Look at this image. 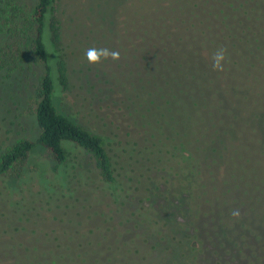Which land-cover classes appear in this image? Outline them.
Wrapping results in <instances>:
<instances>
[{"label": "rangeland", "instance_id": "obj_1", "mask_svg": "<svg viewBox=\"0 0 264 264\" xmlns=\"http://www.w3.org/2000/svg\"><path fill=\"white\" fill-rule=\"evenodd\" d=\"M28 1L33 4L35 0ZM126 4L128 0H56L57 13L64 25L62 56L56 57L67 62L70 81L69 87L64 89L54 65V99L59 111L112 139L118 130L116 126L124 131L122 139L128 137V103L131 111L145 112L146 119L153 122L154 126L146 132L142 128L146 138L143 153L128 148L118 150L120 192H130L135 203L133 210L149 204L144 178L153 171L171 167L172 152L177 147L182 149L183 139L188 144L193 134L203 138L209 134L208 129L212 128L209 121L219 118L222 110L226 113L225 121L234 122L243 132L238 149L229 156L226 173L231 177L234 174L245 176L254 186L260 185L264 179V150L259 149L257 138L245 129V121L250 113L264 108V86L260 87L257 79L238 82V78L239 72H257L264 77V62L259 64L258 71L252 70L255 53L264 46V19L260 20L263 11L248 13L240 9L234 13L233 20L231 17L216 18L217 25L209 20L200 22L191 10L176 22L166 21L164 14L169 13L160 8L154 22L148 23L139 20L137 14L129 13L128 5L123 10ZM184 7L187 10L186 6H179L177 10L183 11ZM147 8L149 5L142 11ZM134 19L139 20L147 40L137 43L140 49L130 53L128 66V57L123 58V54L128 52L125 48L133 44L128 40V27H133ZM252 22L254 26L249 25ZM212 26L215 28L211 29ZM206 37L210 42L215 41L216 51L225 49L228 59V53L236 54L238 65L232 68L227 59L225 70L217 72L211 62L200 59L202 55L192 50L198 39ZM90 47L118 50L121 59L92 66L85 56ZM51 48L59 54V47L51 44ZM43 71L38 67L10 78L0 72V160L7 147L39 137L40 128L28 107L36 95ZM113 81L119 84L124 95L115 89ZM93 111L97 118L93 117ZM203 118L208 121L204 122ZM251 124L264 137V112L255 115ZM235 136L232 130L221 132L207 147L205 157L222 162ZM112 147L120 148L115 140ZM89 157L86 154L82 158L89 160ZM188 170L183 175L194 177L193 169L188 167ZM193 182L198 185L194 193L204 192L206 196L204 200H194L193 212L208 217L207 214L215 210L210 202L211 190L207 192L206 188L199 187L202 183L198 176ZM48 187L16 203L0 192V240L4 235L9 238L2 241L0 253L10 257L11 264H156L151 259L145 261L148 254L139 236L134 238L128 234L121 241L114 230L115 220L108 216L109 210L105 208L112 200L111 190L99 184L95 176L55 173L49 178ZM256 190L264 196V191ZM259 213L264 216L263 211ZM186 220L190 224L193 219ZM259 221L262 222L258 213L248 208L238 216L230 213L225 219L226 228L221 232L213 228L215 238L208 240L220 241L221 248L223 241L233 240L244 248L251 244L263 247L256 229ZM90 228L92 232L87 238L83 233Z\"/></svg>", "mask_w": 264, "mask_h": 264}, {"label": "trees", "instance_id": "obj_2", "mask_svg": "<svg viewBox=\"0 0 264 264\" xmlns=\"http://www.w3.org/2000/svg\"><path fill=\"white\" fill-rule=\"evenodd\" d=\"M127 5L129 13L137 14L139 20L144 19L148 23L154 22L160 8L169 13L164 14V20L172 22L188 15V10H191V14L194 13L200 22L209 20L217 25L216 18L232 19L234 13L240 9H245L248 13L261 10L263 13L260 20L264 19V0H128L123 10ZM145 5L150 8L142 11ZM139 6L141 10L138 9ZM179 6H186L187 10L184 7L183 11H178ZM177 13L180 15L176 16ZM137 20L134 19L133 27H128V40L133 43L125 48L128 52L123 54V58L128 57V66L131 61L130 53L140 49L137 43L143 39L147 40ZM244 21L247 22L245 18ZM249 25L254 26V22ZM63 26V20L57 13L56 0H35L33 4L28 0H0V72L4 77L10 78L38 67L44 70L36 95L28 107V112L35 117L40 128L39 137L36 140H21L7 147L1 156L0 192L5 198L16 203L27 196L42 193L49 188V178L55 173L92 175L98 179L99 184L111 190L112 200L105 208L109 210L108 216L115 220L114 230L121 241L128 234L134 238L139 236L148 254L145 261L151 259L156 264H264V245L257 247L251 244L244 248L238 241L226 243L222 240L221 248L220 241L208 240L209 237L215 238L213 228L219 232L226 228L225 219L228 214L233 211L240 213L248 208L250 212H257L259 220H262L258 222L259 227L256 229L261 243L264 244V216L259 213L264 212V196L256 190L264 191V179L260 185L254 186L245 176L234 174L231 177L226 173V167L230 163L229 156L238 149L243 132L234 122L225 121L226 113L221 109L223 113H220V117L209 121L212 124V128L208 129L209 134L206 133L204 138L193 134V139L188 144L186 139H183L180 142L182 149L177 147L172 152L171 167L153 171L144 178L143 185L146 186L149 204L141 205L137 211L133 210L135 203L130 192H120L118 150L128 148L143 153L146 138L142 128L146 132L154 126L153 122L146 119L145 112L140 111L138 114L131 111L128 103V137L122 139L121 137H125L122 135L124 131L116 126L118 130L114 128L117 131L112 139L95 133L73 117L59 111L54 99V65L57 67L60 85L64 89L70 85L67 62L58 57L62 56L63 50ZM197 41L198 44L192 51L199 52L202 55L199 58L204 62L212 63V56L217 47L215 41L210 42L209 37ZM51 44L59 47V54L54 53ZM228 55V62L234 68L239 63V57L233 52ZM254 59L252 70L255 71L256 68L258 71L259 64L264 62V46L261 51L255 53ZM239 74L238 82L257 79L260 87L264 86V77L257 72ZM114 85L115 89L124 95L119 84L114 82ZM263 112L264 108L255 114L250 113V117L245 121V129L257 138L261 150H264V137L257 128H253L251 120ZM92 115L97 118L95 111ZM102 118L105 120L104 116ZM203 121L208 120L203 118ZM228 130L234 131L236 136L231 138L223 161L205 157L207 147L221 132ZM113 140L120 148L113 149ZM86 154L91 156V160L82 158ZM188 167L193 169L194 177L198 176L200 179L202 184L199 187L206 188L207 192L208 189L211 190L210 202L214 204L215 210L213 214H207L208 217L193 212L194 200H204L206 196L204 192L194 193V188L198 187L193 182L194 177L183 175L189 171ZM186 219L193 220L189 224ZM231 227L237 229L236 226ZM90 231L92 232L91 228L86 229L83 235L89 238ZM53 232L57 233L55 230ZM8 240V236L4 235L0 246L2 241ZM11 263L10 257L0 253V264Z\"/></svg>", "mask_w": 264, "mask_h": 264}, {"label": "clouds", "instance_id": "obj_3", "mask_svg": "<svg viewBox=\"0 0 264 264\" xmlns=\"http://www.w3.org/2000/svg\"><path fill=\"white\" fill-rule=\"evenodd\" d=\"M87 62L92 66H99L105 61L111 60L112 62H119L121 54L118 50H112L109 48H97L90 47L85 52ZM226 50L218 49L212 56V67L214 71L222 72L225 70V64L227 63ZM233 215H239L237 211H233Z\"/></svg>", "mask_w": 264, "mask_h": 264}]
</instances>
